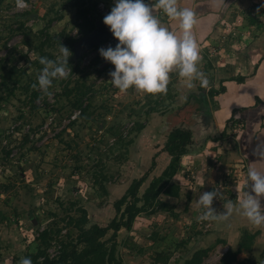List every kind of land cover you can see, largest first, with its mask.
<instances>
[{
	"label": "rangeland",
	"instance_id": "374dc122",
	"mask_svg": "<svg viewBox=\"0 0 264 264\" xmlns=\"http://www.w3.org/2000/svg\"><path fill=\"white\" fill-rule=\"evenodd\" d=\"M200 1L177 4L194 13L192 32L200 53L198 68L209 80L206 92L210 87L219 90L221 80L247 70L254 73L258 63L251 60L264 58V8L257 12L261 0H240L226 15L215 17L216 0ZM113 2L36 0L19 9L15 0H0V80L16 78L12 93L0 87V264H20L26 252L35 250L37 231L59 218L64 235L69 204L85 208L90 223L106 225L115 215L114 201L133 178L148 173L140 195L161 174L170 159L163 146L178 125L191 128L194 142L171 178L180 194L172 199L160 194L165 205L139 213L129 230L120 228L114 237L116 257L121 264H184L194 252L206 249L200 264H217L227 248L237 249L247 231L254 237L233 264H260L264 225H253L235 211L227 220H201L203 210L197 207L199 194L214 187L221 192L212 205L218 213L228 201L238 205L248 168L238 155L240 146L249 148L244 146L247 130L235 117L203 130L190 112L175 115L189 90L177 71L169 74L163 93L115 87L109 76L114 65L99 53L101 47L115 46L112 36L101 34L109 31L103 16ZM156 15L180 31L177 19L160 9ZM89 22L94 24L90 32L78 30ZM61 44L71 53L69 74L55 79L51 94L45 95L33 87L43 67L39 57L58 59ZM199 87L194 81L193 89ZM218 97L211 101L219 102ZM79 105L85 107L82 114ZM139 124L143 127L138 131ZM223 127L225 134L217 143L207 139ZM48 250L55 252L53 242Z\"/></svg>",
	"mask_w": 264,
	"mask_h": 264
},
{
	"label": "clouds",
	"instance_id": "9594fccd",
	"mask_svg": "<svg viewBox=\"0 0 264 264\" xmlns=\"http://www.w3.org/2000/svg\"><path fill=\"white\" fill-rule=\"evenodd\" d=\"M19 9L28 6L27 0H15ZM264 8L261 0L257 8ZM157 9L168 17L179 21V32L165 26L156 15ZM103 22L109 26L113 36L117 38L115 46L99 48L100 55L114 65L109 71L111 83L124 91L134 88L146 93L156 94L167 91L169 74L177 71L184 78L187 89L194 88V81L206 88L208 78L198 68L200 59L199 47L193 35L195 23L191 9L179 7L177 0H114L111 10L103 16ZM60 57L50 59L40 56L43 65L37 76L38 87L45 95H50V86L57 78H66L70 50L63 44L60 46ZM71 70V69H70ZM252 155L264 159V142L257 143L252 149ZM244 195L238 205L231 201L225 203L223 211L213 208L214 198H220L218 187L204 191L197 198V207L202 209L201 220H227L233 212H239L253 225H264V171L255 166H249L244 177ZM20 264H32L31 257L25 256Z\"/></svg>",
	"mask_w": 264,
	"mask_h": 264
},
{
	"label": "trees",
	"instance_id": "16d2710c",
	"mask_svg": "<svg viewBox=\"0 0 264 264\" xmlns=\"http://www.w3.org/2000/svg\"><path fill=\"white\" fill-rule=\"evenodd\" d=\"M230 0H216L215 4H218L214 10L215 17L222 16L224 7ZM200 2V0H196ZM196 5V4H195ZM211 15L213 13H210ZM94 27L93 22L88 23V27L83 29L79 27L82 33L90 32ZM52 59L51 57H48ZM256 68V66H255ZM8 77H1L0 87L5 88L8 93H12L16 85V78L11 79L13 86L9 87L7 80ZM231 79L242 82L244 76L231 77ZM225 91V86L221 80V86L219 90H215L210 87L206 92L204 88L189 89L185 93L183 103L173 111L175 115H179L181 110L187 111L189 117L192 115L198 118V122L204 121V124H208L212 121V110L215 108L214 101L211 99ZM211 102L214 104L213 107ZM263 103L264 99L255 97V104ZM79 112L84 113L85 107L80 108ZM200 117H202L200 119ZM232 115L230 116V118ZM143 125L139 124L137 130L139 131ZM225 127L218 136H212L207 139L218 140L225 134ZM131 140H129L130 144ZM193 132L191 128L183 125L174 126L168 132L163 149L170 156L169 162L162 170L161 174L153 177L144 188L143 192L139 195V189L146 179L148 173L140 175L137 178H133L124 193L114 201L113 207L115 215L106 225H99L97 223H90L87 217L85 208L78 206L77 204H69L65 209L68 210L67 221L65 227L67 232L61 236V227L58 228V221H54L51 226H47L37 231L35 240L37 246L34 251H28L25 256L31 257L32 264H121L115 254V240L117 231L120 228L129 230L135 217L144 211L153 209L160 205H165L159 197L160 194L177 196L179 193V185L171 181V178L176 174L180 168L181 155L191 152L190 148L193 145ZM140 203V204H138ZM73 211V214L70 212ZM52 215H55L52 213ZM74 231V232H73ZM108 231L112 234L109 238H105ZM254 233L244 232L241 240L238 243L236 250L227 248L222 254L221 260L217 264H233L237 262V253L250 246V241L253 239ZM52 242L56 246V250L53 254L49 252V247ZM207 252L206 249H199L187 259L184 264H200L202 256ZM254 264V262H249ZM260 264H264V257Z\"/></svg>",
	"mask_w": 264,
	"mask_h": 264
},
{
	"label": "crops",
	"instance_id": "0c3cea01",
	"mask_svg": "<svg viewBox=\"0 0 264 264\" xmlns=\"http://www.w3.org/2000/svg\"><path fill=\"white\" fill-rule=\"evenodd\" d=\"M239 1L240 0H230L227 2V5L224 7L223 14L226 15L230 11V8L233 5L238 4ZM262 29L264 31V27L260 28V30ZM245 62L247 64L250 63L246 60ZM251 62L254 64L258 63V65L256 66L254 73H248L247 70L246 72H243L245 74L239 73V75H237L244 76V80L242 82H237L231 78L223 80L225 91L216 95L220 97V100L219 102H216L217 106L212 110V121L208 124H204V121L200 120L201 123H198L201 127L198 128H202L203 130L208 128L210 129L212 127L216 128L219 125V121H222L223 125H225L226 120L232 115V117H235L236 121L243 123L245 129L247 130L243 135L246 143L244 146L248 145L249 148L246 149V147H242V149L240 146V155L238 156L242 159H246L247 167L251 165L257 167L261 171H264V159H259L252 155V149L257 145V143L264 142V104L257 103L254 107H246L249 104L255 103V97L264 99V58L251 60ZM201 118L202 117H200V119ZM196 120L199 119L197 118ZM240 137L242 138V135H240ZM218 141L216 140L214 143H217ZM208 143H211V141H208ZM178 176L183 178L182 175L178 174ZM230 192L233 193V190H230ZM242 193L244 194V190ZM242 193L241 195H243ZM179 194L180 192L178 195ZM178 195L165 196L167 199H172L174 197H178ZM261 200L264 201V199Z\"/></svg>",
	"mask_w": 264,
	"mask_h": 264
},
{
	"label": "water",
	"instance_id": "95a60500",
	"mask_svg": "<svg viewBox=\"0 0 264 264\" xmlns=\"http://www.w3.org/2000/svg\"><path fill=\"white\" fill-rule=\"evenodd\" d=\"M102 36H112L114 38L115 44L118 42L117 38H115L112 34V32L109 30L108 32H102Z\"/></svg>",
	"mask_w": 264,
	"mask_h": 264
},
{
	"label": "built area",
	"instance_id": "2783aa9c",
	"mask_svg": "<svg viewBox=\"0 0 264 264\" xmlns=\"http://www.w3.org/2000/svg\"><path fill=\"white\" fill-rule=\"evenodd\" d=\"M36 0H27V4H28V6H30L33 2H35ZM27 6V7H28Z\"/></svg>",
	"mask_w": 264,
	"mask_h": 264
},
{
	"label": "bare ground",
	"instance_id": "6f19581e",
	"mask_svg": "<svg viewBox=\"0 0 264 264\" xmlns=\"http://www.w3.org/2000/svg\"><path fill=\"white\" fill-rule=\"evenodd\" d=\"M113 40V39H112Z\"/></svg>",
	"mask_w": 264,
	"mask_h": 264
}]
</instances>
